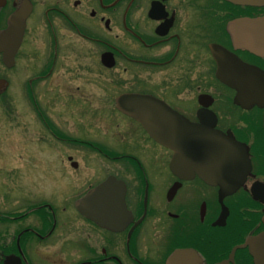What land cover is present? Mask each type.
Masks as SVG:
<instances>
[{
    "label": "flooded vegetation",
    "instance_id": "1",
    "mask_svg": "<svg viewBox=\"0 0 264 264\" xmlns=\"http://www.w3.org/2000/svg\"><path fill=\"white\" fill-rule=\"evenodd\" d=\"M20 10L0 106L40 130L48 196L0 165V264H264V0H0V33Z\"/></svg>",
    "mask_w": 264,
    "mask_h": 264
},
{
    "label": "rangeland",
    "instance_id": "2",
    "mask_svg": "<svg viewBox=\"0 0 264 264\" xmlns=\"http://www.w3.org/2000/svg\"><path fill=\"white\" fill-rule=\"evenodd\" d=\"M26 49L27 47H25V50ZM18 75L19 72L17 67L16 72L12 73L11 76L12 78H16ZM43 100L45 99H39L41 105H43ZM64 101H66V99H61L59 102H57V104L55 103V105L51 107L52 110L49 111V116L55 125H57L59 128L66 129L71 126V118L65 111H63ZM10 102L11 104L9 105V108L13 107V115H16L20 112V108L17 107L18 100L14 97L13 100H10ZM1 108L2 107L0 106V165L14 163L10 164L11 166H14V168L17 167V165H21V167L17 169L24 175L26 174V170L29 172V186L32 188L31 192L43 193L44 196H48V192L45 190L46 181L44 180L45 175L43 174V171L46 170L50 163L45 157L51 152L48 147L42 144L40 141L35 142V140L41 136L40 130L38 134V129L34 125L31 126L32 130L27 131L23 130L22 125L14 127L12 124L13 121L8 120V116H5L4 113H2L4 110ZM21 117V121L23 122L25 118L24 116ZM38 128H40V125H38ZM8 169L12 170L10 166L0 170V194L8 189V182H6L8 174L6 171L5 174L1 172ZM4 181L5 183L3 184ZM26 185L27 184L25 181L20 182L21 187ZM63 199L67 205L62 206L57 214L60 215L61 213L65 216L71 217V205L69 203L71 197L70 195H65Z\"/></svg>",
    "mask_w": 264,
    "mask_h": 264
},
{
    "label": "water",
    "instance_id": "3",
    "mask_svg": "<svg viewBox=\"0 0 264 264\" xmlns=\"http://www.w3.org/2000/svg\"><path fill=\"white\" fill-rule=\"evenodd\" d=\"M21 14V10L10 16L7 20V28L2 31L0 33V53L2 54V62L5 66L9 67L12 63V58H13V54L14 51L16 49V46L19 43L21 34H22V17L20 16ZM261 28V32L259 34H257L258 37V42L259 43V47L261 49L264 50V23L257 26ZM3 81H0V88L3 85ZM123 100V97H119L116 99V107L119 110H123L121 108V102ZM154 107H159L160 110H162L163 116L166 118L165 121L160 122V128L159 129H152L150 130V128H147V131L150 133L151 136H153V138L162 146L166 147V148H172L173 145L175 144L174 142V137L172 136V133L174 132L173 129L171 128V125L174 124L175 122V127L176 125L182 126L179 119H176L177 117L172 113V112H168L167 109L163 106V105H159L157 103H153ZM165 108V109H164ZM179 130V129H177ZM187 130V129H186ZM186 133L188 131H185ZM154 133V134H153ZM177 145V143H176ZM114 182L110 179L106 180L105 182H103L101 185H99L95 190L91 191L90 193H88L85 197H84V201H86L85 203H88L89 201H91L94 197H96V194H99L100 192H102L103 189L107 188V187H114ZM113 194H112V200H113ZM117 203V200H113L112 204ZM84 204V203H83ZM114 206L110 207V209L115 213L118 212V209H116ZM88 210H81L82 213H86ZM86 215V214H85ZM114 215H112L113 217ZM115 219V218H112ZM105 227L113 229L115 228L114 225H112L111 223H106Z\"/></svg>",
    "mask_w": 264,
    "mask_h": 264
},
{
    "label": "bare ground",
    "instance_id": "4",
    "mask_svg": "<svg viewBox=\"0 0 264 264\" xmlns=\"http://www.w3.org/2000/svg\"><path fill=\"white\" fill-rule=\"evenodd\" d=\"M237 25V24H236ZM232 27V26H231ZM229 28V27H228Z\"/></svg>",
    "mask_w": 264,
    "mask_h": 264
}]
</instances>
